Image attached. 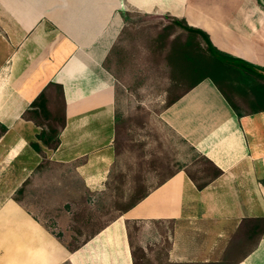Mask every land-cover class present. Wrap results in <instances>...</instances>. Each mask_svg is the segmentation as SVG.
<instances>
[{"label": "crops", "instance_id": "crops-1", "mask_svg": "<svg viewBox=\"0 0 264 264\" xmlns=\"http://www.w3.org/2000/svg\"><path fill=\"white\" fill-rule=\"evenodd\" d=\"M132 14L202 30L219 52L262 70L244 69L264 92L259 0H0V171L18 166L13 194L32 195L30 180L50 198L59 189L48 183L62 179L78 184L59 190L70 196L105 189L118 133L117 79L107 63ZM53 84L63 87L66 117L56 149L25 118ZM187 84L160 116L217 175L200 187L177 171L75 250L11 198L0 206V264H137L130 224L147 240L168 238L156 264H264V104H236L209 78Z\"/></svg>", "mask_w": 264, "mask_h": 264}, {"label": "rangeland", "instance_id": "rangeland-1", "mask_svg": "<svg viewBox=\"0 0 264 264\" xmlns=\"http://www.w3.org/2000/svg\"><path fill=\"white\" fill-rule=\"evenodd\" d=\"M129 18L107 63L117 79L118 133L117 160L105 189L70 196L59 190L78 184L62 179L48 183L50 189H59L50 198L47 194L38 196L35 182L30 180L27 185L32 195L26 198L23 191L13 194L21 183L18 166L0 171V206L11 198L22 202L71 250L177 171L185 169L200 186L217 174L211 163L164 125L160 116L191 87L185 82L192 75L200 71L211 76L236 104L240 97L257 108L264 97L261 83L249 75L251 72L220 62L201 36L187 32L172 18L138 14ZM2 24L0 21V34ZM5 52L0 47V63ZM49 94L52 112L49 119L41 118L40 122L45 129H58L64 112L61 92L52 88ZM129 232L137 264H156L153 259L167 248L168 238L147 240L136 224L129 225Z\"/></svg>", "mask_w": 264, "mask_h": 264}, {"label": "trees", "instance_id": "trees-1", "mask_svg": "<svg viewBox=\"0 0 264 264\" xmlns=\"http://www.w3.org/2000/svg\"><path fill=\"white\" fill-rule=\"evenodd\" d=\"M174 21L177 22L178 24L182 25V28L184 30H186L187 32L195 33V34H198L199 36H201L206 41V43L208 44L209 50H210L211 54L214 57H216L218 60H220V62H222V63H229V64L234 65V66H240L243 69H247L248 71H252L254 73H260L262 71V70H259L257 68H254V67L250 66L249 64H247V63H245L243 61L236 60L234 58H231V57H229V56H227V55L219 52L213 46V44L211 43V40H210L209 36L205 32H203L202 30H199V29H195L193 27H190L187 23H185L183 21H178V20H174ZM196 73H197V75H195V76L192 75L191 76V79L192 80L189 79L185 83L187 84V82H189L190 80L193 81V80H196V79L202 77V79H207V78L212 79L215 83H217V85L221 86L211 76H204L200 71L199 72H196ZM188 85H190L192 87L191 84H188ZM52 88H56V89L58 88L60 90V92H61L62 101H63V110H64V112H63V120H62V124H61L60 128L57 129L55 127H52L50 129H45L44 128V125L40 122V120H41V118H43V119H49L50 118V114L52 112L51 111V107L53 106V104L51 103L52 101L49 99L50 98L49 97V93H50V91H51ZM177 99L175 101H177ZM175 101H173L171 104L175 103ZM259 102L261 104H264V97H261V100ZM50 105H52V106L50 107ZM25 118L27 120L33 121L37 125L43 127L44 130H43V132L38 137L39 141L42 142L44 145L50 147L51 149H56L59 146V144H60V139H59L60 132H61V130L66 125V117H65V96H64L63 87L62 86H59V85H56V84H53V85L49 86V88L47 90L43 91L36 98V100L31 104L29 110L25 114ZM0 128L2 129V132L5 131V128L3 126L0 125ZM33 148L37 152H41V147H40V144L39 143H34L33 144ZM217 174H218V172H217ZM203 186H200V187H203Z\"/></svg>", "mask_w": 264, "mask_h": 264}, {"label": "water", "instance_id": "water-1", "mask_svg": "<svg viewBox=\"0 0 264 264\" xmlns=\"http://www.w3.org/2000/svg\"><path fill=\"white\" fill-rule=\"evenodd\" d=\"M262 6H264V0H260Z\"/></svg>", "mask_w": 264, "mask_h": 264}]
</instances>
